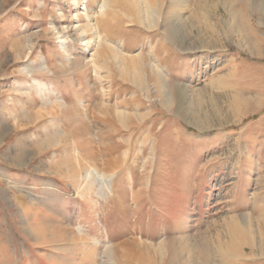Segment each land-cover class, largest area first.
Here are the masks:
<instances>
[{"label":"rangeland","instance_id":"rangeland-1","mask_svg":"<svg viewBox=\"0 0 264 264\" xmlns=\"http://www.w3.org/2000/svg\"><path fill=\"white\" fill-rule=\"evenodd\" d=\"M101 1L0 0V264H264V0Z\"/></svg>","mask_w":264,"mask_h":264},{"label":"bare ground","instance_id":"bare-ground-1","mask_svg":"<svg viewBox=\"0 0 264 264\" xmlns=\"http://www.w3.org/2000/svg\"><path fill=\"white\" fill-rule=\"evenodd\" d=\"M73 2V5H76L78 3V0H72ZM87 2V0H85V3ZM102 10L108 6L107 4L109 3V0H102ZM109 7V6H108ZM84 19H85V23L84 24H81V23H77V25L75 26V29L78 33V35L80 36V39L84 41V50H87L89 49V45L94 42V43H98L99 40H100V37H101V32L103 30V27H102V20L101 19H97L95 18L94 22L92 21V17L89 13H87V7L86 5H84ZM103 12V11H102ZM59 14H62V12L60 11ZM61 16V15H60ZM75 17H76V20L77 22L80 21V18L78 16V14L76 13L75 14ZM104 25V23H103ZM88 28H91V32L90 34L88 33ZM104 34V33H103ZM90 36V37H89ZM67 36H65L64 34H62L61 36H59V44H60V49L61 51L63 52L64 56L70 60V44L68 43V41H66L67 39ZM165 57V56H164ZM160 61V58L158 60V62ZM156 64V63H155ZM162 66V65H161ZM154 67H157V66H154ZM158 68H160L159 66L157 67V71H158ZM47 69V63L45 60H43L39 65H38V68L37 70H45ZM26 70L28 71V73L32 72L31 68H26ZM160 70V69H159ZM164 71H162L163 73ZM157 75L159 76V79H160V86L161 88L163 89V91L165 92V95H166V99L167 100H170V96H169V92L167 90V82H166V79L164 78V75L161 74L159 71L157 72ZM166 76V75H165ZM37 86V85H36ZM38 89V92H40V88L39 86L37 87ZM44 93V92H43ZM45 94V93H44ZM64 98H59V97H55L54 98V102H56L57 104H59L60 101L64 102L63 100ZM118 109V108H117ZM102 113V112H101ZM116 114V113H115ZM126 115V114H125ZM124 120V119H123ZM61 133V132H60ZM61 139V138H60ZM90 172V171H89ZM97 177H98V180H99V183L100 184H103L105 187L108 186V179L104 178V177H101L97 172H95ZM88 174V173H87ZM100 186V185H99ZM103 188V187H102ZM100 189H101V186H100ZM105 189V188H104ZM104 191V190H103ZM235 217H230L229 219L233 220ZM236 219V218H235ZM230 221V220H229ZM231 222V221H230ZM229 222V223H230ZM242 222V220H241ZM226 224H228V222H226ZM231 224V223H230ZM226 227L227 229V234L225 233L223 236H221V234H217L216 236V239L217 241H219V246L222 247L223 249V245L226 247V245L228 246H233L234 241L236 242V238L237 236L239 235L238 233L241 234L242 231L244 230H248V228L245 226V225H240L236 220L232 222L231 226ZM239 229V230H238ZM242 230V231H241ZM225 232V231H224ZM222 233V232H221ZM240 236V235H239ZM234 237V238H233ZM248 238V237H247ZM224 239V241L222 240ZM252 240V239H251ZM241 242V241H240ZM224 243V244H223ZM233 243V244H231ZM243 243V242H241ZM161 244V243H160ZM239 244V243H238ZM244 244V243H243ZM241 247L240 244L238 245V248ZM106 248V247H105ZM108 252L107 254L109 255L110 252H111V249H107ZM106 251V250H105ZM218 251V250H217ZM225 254V253H224ZM219 255V254H218ZM109 257V256H108ZM239 258H241V256H237ZM109 259V258H108ZM111 259V257H110ZM112 263V261H110Z\"/></svg>","mask_w":264,"mask_h":264}]
</instances>
